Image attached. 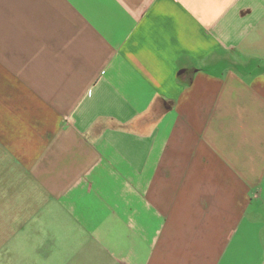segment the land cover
Masks as SVG:
<instances>
[{"label":"crops","instance_id":"1","mask_svg":"<svg viewBox=\"0 0 264 264\" xmlns=\"http://www.w3.org/2000/svg\"><path fill=\"white\" fill-rule=\"evenodd\" d=\"M0 264H264V0H0Z\"/></svg>","mask_w":264,"mask_h":264}]
</instances>
